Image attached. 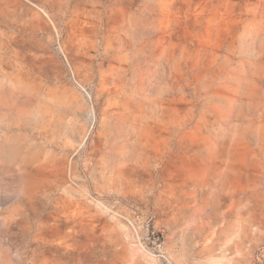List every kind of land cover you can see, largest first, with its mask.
<instances>
[{
  "label": "rangeland",
  "instance_id": "rangeland-1",
  "mask_svg": "<svg viewBox=\"0 0 264 264\" xmlns=\"http://www.w3.org/2000/svg\"><path fill=\"white\" fill-rule=\"evenodd\" d=\"M0 264H264V0H0Z\"/></svg>",
  "mask_w": 264,
  "mask_h": 264
}]
</instances>
